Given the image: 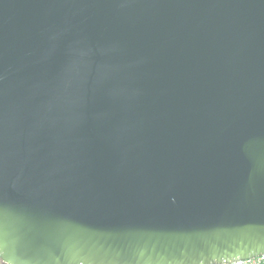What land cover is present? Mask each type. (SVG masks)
Instances as JSON below:
<instances>
[{
	"label": "water",
	"instance_id": "95a60500",
	"mask_svg": "<svg viewBox=\"0 0 264 264\" xmlns=\"http://www.w3.org/2000/svg\"><path fill=\"white\" fill-rule=\"evenodd\" d=\"M0 252L263 254L264 0H0Z\"/></svg>",
	"mask_w": 264,
	"mask_h": 264
},
{
	"label": "built area",
	"instance_id": "2783aa9c",
	"mask_svg": "<svg viewBox=\"0 0 264 264\" xmlns=\"http://www.w3.org/2000/svg\"><path fill=\"white\" fill-rule=\"evenodd\" d=\"M0 264H13V263L5 261L2 258V255L0 252ZM214 264H264V253L257 255V256L250 257V258H244V259H239L235 261L221 262V263H214Z\"/></svg>",
	"mask_w": 264,
	"mask_h": 264
}]
</instances>
